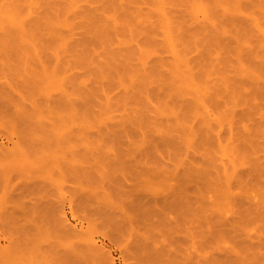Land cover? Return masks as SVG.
Here are the masks:
<instances>
[{
    "label": "rangeland",
    "instance_id": "374dc122",
    "mask_svg": "<svg viewBox=\"0 0 264 264\" xmlns=\"http://www.w3.org/2000/svg\"><path fill=\"white\" fill-rule=\"evenodd\" d=\"M3 1L0 264H264V0Z\"/></svg>",
    "mask_w": 264,
    "mask_h": 264
},
{
    "label": "bare ground",
    "instance_id": "6f19581e",
    "mask_svg": "<svg viewBox=\"0 0 264 264\" xmlns=\"http://www.w3.org/2000/svg\"><path fill=\"white\" fill-rule=\"evenodd\" d=\"M0 1H1V0H0ZM2 1H3V0H2ZM4 1H5V0H4ZM4 1H3V2H4ZM8 1H9V0H8ZM14 1H15V0H14ZM70 1L73 2V0H70ZM78 1H80V0H78ZM78 1H77V2H78ZM161 1H163V0H160V2H161ZM10 2H11V1H10ZM30 2H31V1H30ZM30 2H26V3L29 4ZM33 2L36 3L37 1H33ZM158 2H159V1H158ZM160 2H159V3H160ZM8 3H9V2H8ZM35 3H34V4H35ZM159 3H158V4H159ZM163 3H164V2H163ZM198 3H199V2H198ZM1 4H2V3H1ZM13 4H14V3H13ZM13 4H12V5H13ZM75 4H76V3H75ZM161 4H162V3H161ZM200 4H201V2H200ZM200 4H199V6H200ZM25 5H26V4H25ZM29 5H30L29 10H30V9H31V5H32V3L29 4ZM68 5H69V4H68ZM76 5H77V4H76ZM194 5H195V4H194ZM194 5H193V6H194ZM202 5H203V4H202ZM202 5H201V6H202ZM26 6H27V5H26ZM34 6H35V5H34ZM69 6H70V5H69ZM71 6H72V5H71ZM159 6H160V5H159ZM197 6H198V4H197ZM16 7H17V6H16ZM28 7H29V6H28ZM36 7H37V6H36ZM204 7H205V6L203 5L202 8H204ZM14 8H15V7H14ZM24 8H25V7H24ZM70 8H71V7H70ZM72 8H74V7H72ZM202 8H201V10H202ZM205 8H206V7H205ZM205 8H204V9H205ZM20 9H21V7L19 8V10H20ZM27 9H28V8H27ZM32 9H33V8H32ZM159 9H160V8L158 7V11H159ZM206 9H207V8H206ZM17 10H18V9H17ZM21 10H22V9H21ZM161 10L164 11L163 9H161ZM13 11H14V10H13ZM13 11H12V9L8 8V6H7V7H6V6L4 7V5H3V6L0 5V14H1L0 16H1V18H3V22H4L5 20H6V21L8 20L9 22H11V24H12V22H13V23L15 22V24H18V23L20 24V22H22V20L24 19L23 17L27 15V14H25L23 17H21L22 20L19 21V18H20V17H16V15H15V13H14ZM202 11H203V10H202ZM202 11H201V12H202ZM206 11H207V10L203 11V13H204V12L206 13ZM1 12H3V13H1ZM15 12H16V11H15ZM31 12H32V11H31ZM209 12H210V11H209ZM16 13H18V11H17ZM23 13H25V12H23ZM26 13H27V12H26ZM161 13H163V12H160V15H162ZM164 13H165V12H164ZM164 13H163V14H164ZM203 13H202V14H203ZM205 13H204L205 17H206V15L208 16V14H205ZM207 13H208V12H207ZM3 15H4V16H3ZM21 16H22V15H21ZM29 16H30V15H29ZM162 16H164V15H162ZM162 16H161V17H162ZM165 17H167V16H165ZM1 18H0V19H1ZM21 18H20V19H21ZM25 18H26V17H25ZM206 18H207V17H206ZM4 19H5V20H4ZM64 19H65V18H63V20H64ZM163 19L165 20L164 17H163ZM163 19H162V20H163ZM24 20H25V19H24ZM68 20H69V19H68ZM8 21H7V22H8ZM3 22H2V19H1L0 24L3 23ZM59 22H60V21H59ZM62 22H63V21H62ZM62 22H61V23H62ZM168 22H169V21H168ZM4 23H5V22H4ZM64 23L66 24V22H64ZM69 23H70V21H69ZM71 23H72V22H71ZM166 23H167V21H166ZM9 24H10V23H9ZM9 24H8V26H9ZM11 24H10V26H11ZM19 24H18V25H19ZM58 24H60V23H58ZM167 24H168V23H167ZM167 24H166L165 27H167ZM1 25L4 26L3 24H1ZM12 25H13V24H12ZM66 25L68 26L69 24H66ZM74 25H75V24H74ZM163 25H165V24L163 23ZM168 25H170V24H168ZM16 26H17V25H15V27H16ZM24 26H25V25H24ZM60 26H61V24H60ZM62 26H64L63 23H62ZM12 27H13V26H12ZM68 28H69V27H68ZM14 29H16V28H14ZM19 29H23V27H21V25H20V28H19ZM19 29H18V30H19ZM8 30H9V29H8ZM16 30H17V29H16ZM19 31H20V30H19ZM27 31H28V30H27ZM25 33H26V32H25ZM263 33H264V32H263ZM168 36H172V34H171V35L168 34ZM60 39H61V38H60ZM167 39H168V41H169V38H168V37H167ZM170 39L173 40L172 37H171ZM63 41H64V38H63ZM171 42H172V41H171ZM171 42H170V43H171ZM171 44H172L171 46H174V45H175V44H173V43H171ZM169 46H170V45H169ZM169 48H170V47H169ZM173 48H174V47H173ZM140 49H142V48H140ZM145 50H146V49H144L143 51L145 52ZM176 50H178V49H176ZM146 51H149V50H146ZM170 51H172V50H170ZM140 52H141V51H140ZM173 52H174V51H173ZM175 52H176V51H175ZM145 53H146V52H145ZM142 54H144V53H142ZM173 54L175 55V53H173ZM177 55H180V54L178 53ZM177 55H175V56H177ZM175 58H176V57H175ZM177 59H178V56H177ZM187 59H188V58H187ZM173 60H175V59L173 58ZM178 60H179V59H178ZM184 60H185V59H183V61H184ZM175 61H177V60H175ZM178 62H179V61H178ZM178 62H176V64H174L175 62L173 63V64L175 65L174 68L176 69V71L178 70L177 68L179 67V66H177V64L179 65ZM187 62H188V61H187ZM117 66H118V65H117ZM184 66L186 67V64H185ZM114 67H115V66H113V68H114ZM119 67H120V65L118 66V68H119ZM123 67H124V66H123ZM187 68H189V67H187ZM187 68H186V69H187ZM119 69H120V68H119ZM119 69H118V70H119ZM182 69L184 70L185 68H182ZM124 70H126V68H124ZM132 70H133V69H132ZM135 70H136V69H135ZM173 70H174V69H173ZM104 71H105V70H104ZM106 71H108V70L106 69ZM111 71L113 72L112 69H111ZM111 71H108V72H111ZM179 71H180V69H179ZM189 71H190V69H189ZM129 72H130V71H129ZM184 72H185V71H184ZM104 73H105V72H104ZM182 73H183V71H182ZM186 73H187V72H185V75H186ZM113 74H114V72H113ZM51 75H52V74H51ZM110 75H111V74H110ZM114 75H115V74H114ZM181 75H183V74H181ZM185 75H183V76H185ZM189 75L191 76V73H189L188 76H189ZM47 76H49V75H47ZM111 76H113V75H111ZM178 76H179V75H178ZM47 78H49V77H47ZM51 78H52V77H51ZM115 78H116V77H115ZM118 78H119V77H118ZM185 78H186V80H188L187 75L185 76ZM185 78H182V79H185ZM190 78H191V77H190ZM190 78H189V79H190ZM53 79H55V78H53ZM191 79H193V77H192ZM49 80H50V79H49ZM119 80H120V79H119ZM179 80H180V78H179ZM180 81H181V80H180ZM53 82H54V84H55V81H53ZM56 82H57V81H56ZM116 82H117V81H116ZM181 82H182V81H181ZM192 82H193V81L191 80V83H192ZM112 83H113V81H112ZM118 83H119V82H118ZM187 83H188V82H186V84H187ZM191 83H190V84H191ZM52 84H53V83H52ZM183 84H184V82H183ZM190 84L187 85V86H188V87L191 86ZM119 85H120V84H119ZM192 85H194V84H192ZM56 86H57V85H55V87H56ZM179 86H180V82H179ZM183 86H184V85H183ZM187 86H185V87H187ZM58 87H59V85H58ZM58 87H57V88H58ZM180 87H181V86H180ZM201 88H203L202 91L204 92V90H205L204 88H205V87H201ZM61 89H62V87H61ZM0 90H1V89H0ZM196 90H197V89H196ZM63 91H64V90H63ZM63 93H64L65 95H64ZM63 93H62V94H63L64 96H66V93H65V92H63ZM69 93H70V92H69ZM69 93H67V96H68ZM199 93H200V91H199ZM204 93H205V92H204ZM204 93H202V94H204ZM70 95H71V94H70ZM70 95H69L68 97H66V98H69V97L72 98V95H71V96H70ZM198 96L200 97V94H199ZM57 98H58V97H57ZM60 101H61V100H60ZM69 101H70V100H69ZM199 101H201V103L199 104V105H201L202 102H203V100H199ZM60 103H61V102H60ZM69 103H70V102H69ZM201 107H202V106H201ZM71 111H73V110L71 109ZM74 112H75V111H74ZM74 112H73V113H74ZM206 112H207V110H206ZM76 113H77V112H76ZM77 114H78V113H77ZM83 115H84V113H83ZM205 115H207V113H206ZM32 116H33V114H32ZM73 116H74V114H73ZM75 116H76V115H75ZM34 118H35V115H34ZM40 119H41V118H40ZM40 119H39V121H40ZM206 119H207V121H208V118H206ZM39 121H38V123H40ZM36 122H37V121H36ZM42 122H43V121H42ZM43 123H44V122H43ZM86 123H87V122H86ZM83 124H85V123H83ZM207 124H208L207 126H209V129H210V123H209V121H208ZM35 125H36V124H35ZM81 125H82V124H81ZM43 126H44V124H43ZM82 126H83V125H82ZM84 126H85V125H84ZM33 128H34V127H33ZM40 128H41V127H40ZM45 128H46V127H45ZM79 128H80V127H79ZM84 128H85V127H84ZM88 128H89V124H88ZM41 129H42V128H41ZM41 129H40V130H41ZM85 129H86V128H85ZM46 133H47V132H46ZM207 133H208V132H207ZM210 134H211V133H210ZM88 147H89V146H88ZM224 163H225V162H224ZM220 165H222V164L220 163ZM220 165H219V166H220ZM224 166H225V168H226V166H228V165L225 164ZM221 167H223V166H221ZM227 168H228V167H227ZM227 168H226L225 170H227ZM222 169H223V168H222ZM225 170H224V171H225ZM222 171H223V170H222ZM225 172H226V171H225ZM223 173H224V172H223ZM224 174H225V173H224ZM224 174H223V175H224ZM225 175H226V174H225ZM227 175H231V174H227ZM227 175H226V176H227ZM233 175H234V174H233ZM233 175H231V176L233 177ZM231 176H230L229 178H231ZM229 182H230V181H229ZM230 183H231V182H230ZM229 187L231 188V186H229ZM225 188H226V187H225ZM225 188H224V190H225ZM224 190H223V192H224ZM229 190H230V189H228L227 191H229ZM225 192H226V191H225ZM224 195H225V193L223 194V196H224ZM226 195H228L227 192H226ZM228 197H229V196H228ZM65 219H66V218H65ZM65 219H64V221H65ZM66 225H67V223H66ZM68 225H69V224H68ZM71 226H73V225H71ZM67 227H68V226H67ZM70 228L72 229V231H73V229H75V228H72V227H70ZM70 228H68V229H70ZM68 229H66V230H68ZM75 230H76L75 232H77V229H75ZM70 232H71V231H70ZM75 232H73V234H74ZM71 234H72V232L69 233V235H71ZM73 234H72V235H73ZM91 239H92V238H91ZM86 240H87V239H86ZM92 240H93V239H92ZM93 241H94V243H95V240H93ZM84 242H85V241H84ZM89 242H91V244H93V242H92L91 240H90ZM85 243H86V244H84V249L87 248L86 250H88V252L95 253L96 250L98 249V248H97L98 246L95 245L96 243L93 244V245H91V244L88 243L87 241H86ZM87 243H88V244H87ZM89 246H90V247H89ZM85 247H86V248H85ZM94 247H95V250H93ZM88 248H90V249H88ZM98 251H99V250H97L96 253H99ZM100 253H101V252H100ZM92 255H93V254H92ZM94 255H95V254H94ZM95 256H97V254H96Z\"/></svg>",
    "mask_w": 264,
    "mask_h": 264
}]
</instances>
